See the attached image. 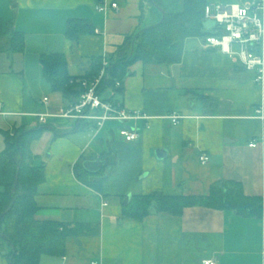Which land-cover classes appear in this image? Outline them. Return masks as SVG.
Returning <instances> with one entry per match:
<instances>
[{
  "label": "crops",
  "instance_id": "0c3cea01",
  "mask_svg": "<svg viewBox=\"0 0 264 264\" xmlns=\"http://www.w3.org/2000/svg\"><path fill=\"white\" fill-rule=\"evenodd\" d=\"M206 1L214 7L255 0ZM102 2H117L119 9L100 12L96 7ZM184 8L185 0H0L4 28L25 35L24 52L0 51V192L17 176L3 154L5 133L41 129L31 143L35 163L45 170L35 219L98 228L95 234L69 237L64 255H42L39 264H201L205 259L264 264V85L255 71L207 46V36L186 39L179 63H134L122 90L106 87L102 93L148 117L129 123L141 130L133 142L119 136L120 122L108 121L97 130L94 122L60 116L78 99L53 90L43 74L41 56L48 53H63L73 77L87 74L95 57L117 61L128 53L123 45L130 36ZM71 18L88 19L94 32L69 39ZM174 112L182 116L176 125L168 118ZM252 141L259 145L250 146ZM202 152L210 155L209 163H200ZM96 159L106 162L91 173L103 179L98 188L75 169L79 161L85 168L86 160ZM221 180L240 182L245 195L262 202L261 215L195 205L181 214L122 217L134 196L156 191L208 196ZM6 245L2 251L0 244V264H11Z\"/></svg>",
  "mask_w": 264,
  "mask_h": 264
},
{
  "label": "trees",
  "instance_id": "16d2710c",
  "mask_svg": "<svg viewBox=\"0 0 264 264\" xmlns=\"http://www.w3.org/2000/svg\"><path fill=\"white\" fill-rule=\"evenodd\" d=\"M206 0H185V8L179 14L164 13L162 20L130 36L123 46L129 49L117 61L109 60L107 71L109 78L103 82L100 92L116 80L123 82L129 68L136 62L157 63L165 66L179 63L184 52L186 39L197 36H209L221 32L215 27L204 28L206 20ZM217 28V29H216ZM94 32L88 19L71 18L67 22L66 36L75 41L83 34ZM125 49V50H126ZM22 53L25 50L23 32L4 28L0 18V51ZM127 53V55H125ZM90 71L82 77H73L68 73L67 59L63 53L43 54L41 63L45 79L53 90L63 92L65 98L78 99L83 91L79 82L82 78L97 75L103 58L92 59ZM122 90V88H116ZM41 129L28 130L24 127L6 132V148L3 154L8 164L16 167V190L14 183L0 192V241L6 242L10 250L4 253L11 264H39L42 255H64L67 239L71 236L95 234L96 225L77 222L39 221L35 219L39 206L37 195L39 185L45 180V170L35 163L31 152V143L38 138ZM82 161L76 164V173L84 181L98 188L103 179L91 177ZM20 165V168L18 166ZM15 180V181H16ZM206 205L217 209H232L239 214L260 216L262 202L244 194L242 184L236 181L221 180L212 186L208 196L166 195L156 191L148 195L134 196L123 208L122 217L143 219L152 212L166 211L181 214L185 207ZM6 236V240L2 236Z\"/></svg>",
  "mask_w": 264,
  "mask_h": 264
},
{
  "label": "built area",
  "instance_id": "2783aa9c",
  "mask_svg": "<svg viewBox=\"0 0 264 264\" xmlns=\"http://www.w3.org/2000/svg\"><path fill=\"white\" fill-rule=\"evenodd\" d=\"M110 8L119 9L117 2H102L96 9L100 12H108ZM206 19L215 20V27L221 30L218 34L207 36V46H216L224 52L238 59L248 70L256 72V81L264 85V0H255L253 3L240 5L216 4L214 7L206 6ZM97 34L101 33L96 29ZM237 45V48L235 47ZM254 49H256L254 51ZM109 61L103 58V66L100 72L91 78H82L79 82L83 91L78 100L67 108H63L59 115L75 118L80 121L94 122L97 130H100L106 122L117 121L121 123L118 129L119 136L128 142H133L141 137V130L129 126L131 121L148 118L138 110H130L120 101L106 99L100 92V88L108 78L107 67ZM110 89L122 88L123 82L116 80ZM49 101V97L43 100ZM262 112V110H259ZM46 115H41L43 120ZM174 125L182 118L177 113L168 116ZM264 119V114L262 115ZM259 143L252 141L250 146L256 147ZM201 164L210 162V155L202 152L199 155ZM108 202L103 200L102 206ZM92 264H112L101 260H94ZM201 264H218L213 259H205Z\"/></svg>",
  "mask_w": 264,
  "mask_h": 264
},
{
  "label": "water",
  "instance_id": "95a60500",
  "mask_svg": "<svg viewBox=\"0 0 264 264\" xmlns=\"http://www.w3.org/2000/svg\"><path fill=\"white\" fill-rule=\"evenodd\" d=\"M215 26V20L213 19H206L205 22H204V28L205 29H212L213 27ZM105 161L101 160V159H96V160H86L84 162V166L87 170H89L90 172H97L99 170H101L103 168V166L105 165ZM18 168H20V165L18 166ZM17 184H18V181L16 180L15 183H14V187H13V190H16L17 188ZM7 213V212H5ZM1 214L0 215V220L1 218L3 217V215L5 214ZM3 239L6 240V236L3 235L2 236Z\"/></svg>",
  "mask_w": 264,
  "mask_h": 264
},
{
  "label": "rangeland",
  "instance_id": "374dc122",
  "mask_svg": "<svg viewBox=\"0 0 264 264\" xmlns=\"http://www.w3.org/2000/svg\"><path fill=\"white\" fill-rule=\"evenodd\" d=\"M44 80V82H46V80L45 79H43ZM51 94V91H48V95H50ZM0 244H1V249H2V251H7V250H5V246H7L6 244V242H1L0 241Z\"/></svg>",
  "mask_w": 264,
  "mask_h": 264
}]
</instances>
